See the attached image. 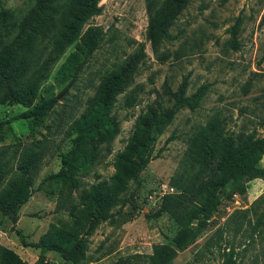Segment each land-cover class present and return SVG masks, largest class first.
<instances>
[{
	"label": "trees",
	"instance_id": "obj_1",
	"mask_svg": "<svg viewBox=\"0 0 264 264\" xmlns=\"http://www.w3.org/2000/svg\"><path fill=\"white\" fill-rule=\"evenodd\" d=\"M100 1L24 0L16 7L0 6V107L20 106L22 111L13 119L27 121L30 129L44 125L57 102L51 93L54 83L45 85L55 65L73 46L53 74L57 85L72 83L105 39L103 29L89 22L101 13ZM187 4L188 0H147L146 39L154 50L175 38L170 28ZM237 30V25L229 30L228 43L234 49L240 46ZM145 55L144 44L139 43L135 51L103 73L84 109L68 125L71 146L61 155L60 169L47 177L58 188L56 210L66 211L68 219L51 223L37 242L24 243L40 249L33 264H49L47 251L59 254L65 264L83 263L87 236L110 219L115 208L131 201L130 185L139 182L159 135L180 110L195 111L206 96V83L188 93V75L174 90L164 83L165 96L157 92V99L138 115L125 146L116 153L114 172L107 179L83 185L82 174L119 132L113 113L118 96L125 95L126 106L135 104L136 88L132 85ZM249 87V83L245 85L244 93ZM228 121L215 111L184 133L186 148L170 178L175 191L163 195L161 201V210L177 225L170 242L154 244L148 255L119 257L113 264H134L132 258L136 257L141 259L138 264H173L177 251L191 245L213 215H221L235 196H244L252 180H264V136L245 124L231 130ZM10 122L0 118V215L15 221L32 194L46 155V141L34 138L23 146L5 143L12 131ZM224 231H232L233 239L224 237ZM218 232L220 242L224 238L229 247L222 254L225 264H240L241 252L253 249L256 243L261 249L250 264H264V193L248 207L235 209ZM237 236L241 243H236ZM241 244H245L242 250L237 249ZM0 264L26 263L15 251L0 245Z\"/></svg>",
	"mask_w": 264,
	"mask_h": 264
},
{
	"label": "rangeland",
	"instance_id": "obj_2",
	"mask_svg": "<svg viewBox=\"0 0 264 264\" xmlns=\"http://www.w3.org/2000/svg\"><path fill=\"white\" fill-rule=\"evenodd\" d=\"M23 1L0 0V6L16 7ZM99 4L101 13L89 21L105 32L99 49L72 83L57 85L53 74L74 49L69 47L45 84L54 83L51 93L57 100L44 122L50 131L44 125L30 129L27 121L13 119L22 111L18 105L0 107V118L11 119L12 131L5 143L19 142L23 146L34 138L46 141V155L32 194L20 207L17 219L13 221L0 215V245L15 251L26 264H33L39 258L40 249L24 243L37 242L51 223L68 219L66 211L56 210L58 188L47 179L60 169L61 155L71 146L66 134L68 125L84 109L100 76L135 51L139 43L144 44L146 55L132 85L136 88L135 104L126 106L125 95L118 96L113 113L120 124L119 132L110 147H103L102 155L82 174L83 185L107 179L114 172L116 153L125 146L136 118L146 110L147 104L157 99V92L164 95V83L174 90L183 76L188 75V93L203 83L208 84V92L195 111L180 110L159 135L139 182L130 185L131 201L115 208L114 215L87 236L86 258L81 264H113L119 257L148 255L154 244L170 242L177 225L161 210V201L163 195L175 191L170 186V178L186 148L184 133L193 125L204 123L213 112L220 111L228 117L229 129L238 130L245 124L247 129L255 128L264 136V0H188L170 28L175 38L163 42L157 50L146 39L147 0H101ZM233 25L238 29V49L228 43ZM248 83L250 87L244 93ZM172 135L174 138L167 140ZM261 165L264 166V159ZM263 193L264 180H252L244 196H235L221 215L210 218L191 245L177 251L173 264H225L222 254L229 247L225 246L224 238L220 242L218 230L235 209L248 207ZM223 234L233 239L232 231ZM238 242L241 243L239 236ZM244 245H238L237 249L242 250ZM260 249V243H256L253 249L242 251L238 261L250 264ZM45 258L49 264H65L53 251L45 252ZM132 259L134 264L141 260Z\"/></svg>",
	"mask_w": 264,
	"mask_h": 264
},
{
	"label": "crops",
	"instance_id": "obj_3",
	"mask_svg": "<svg viewBox=\"0 0 264 264\" xmlns=\"http://www.w3.org/2000/svg\"><path fill=\"white\" fill-rule=\"evenodd\" d=\"M263 159H264V157H263ZM263 159H262V161H263Z\"/></svg>",
	"mask_w": 264,
	"mask_h": 264
}]
</instances>
